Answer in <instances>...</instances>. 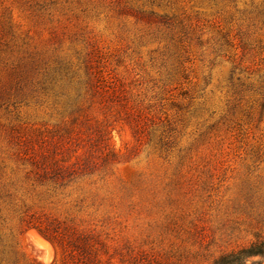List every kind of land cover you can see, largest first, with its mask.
Listing matches in <instances>:
<instances>
[{
    "label": "rangeland",
    "instance_id": "obj_1",
    "mask_svg": "<svg viewBox=\"0 0 264 264\" xmlns=\"http://www.w3.org/2000/svg\"><path fill=\"white\" fill-rule=\"evenodd\" d=\"M258 240L264 0H0V264H214Z\"/></svg>",
    "mask_w": 264,
    "mask_h": 264
},
{
    "label": "trees",
    "instance_id": "obj_2",
    "mask_svg": "<svg viewBox=\"0 0 264 264\" xmlns=\"http://www.w3.org/2000/svg\"><path fill=\"white\" fill-rule=\"evenodd\" d=\"M264 256V240H258L250 246L223 255L214 264H246L254 256Z\"/></svg>",
    "mask_w": 264,
    "mask_h": 264
},
{
    "label": "bare ground",
    "instance_id": "obj_3",
    "mask_svg": "<svg viewBox=\"0 0 264 264\" xmlns=\"http://www.w3.org/2000/svg\"><path fill=\"white\" fill-rule=\"evenodd\" d=\"M30 236H31L34 244L36 245V251L38 254L42 252V247H44L48 252H52V246L49 243V241L46 240L43 236H41L38 232L31 231Z\"/></svg>",
    "mask_w": 264,
    "mask_h": 264
}]
</instances>
